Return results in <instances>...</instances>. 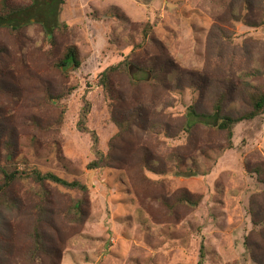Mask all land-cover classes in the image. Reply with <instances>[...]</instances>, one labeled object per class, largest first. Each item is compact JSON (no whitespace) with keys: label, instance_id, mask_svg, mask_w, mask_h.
Masks as SVG:
<instances>
[{"label":"rangeland","instance_id":"obj_1","mask_svg":"<svg viewBox=\"0 0 264 264\" xmlns=\"http://www.w3.org/2000/svg\"><path fill=\"white\" fill-rule=\"evenodd\" d=\"M53 10L41 20L60 26L51 41L40 23L17 33L0 28V183L2 169L23 176L36 169L88 191L82 197L46 184V203L31 179L13 182L9 193L20 207L1 223L0 264H32L26 253L39 206L51 213L42 230L60 255L37 264H264V114L234 127L231 149L223 132L183 128L191 106L210 111L224 96L223 113L234 117L264 92V0H63ZM68 46L81 65L65 75L53 65ZM124 59L166 69L159 86L132 88L114 76L122 98L114 104L100 74ZM135 109L128 132L115 137L113 120ZM143 149L165 174L141 168ZM100 154L112 161L88 170ZM182 191L197 205L160 204ZM81 198V224L59 216Z\"/></svg>","mask_w":264,"mask_h":264},{"label":"trees","instance_id":"obj_2","mask_svg":"<svg viewBox=\"0 0 264 264\" xmlns=\"http://www.w3.org/2000/svg\"><path fill=\"white\" fill-rule=\"evenodd\" d=\"M28 4L25 5H16L7 0H2L0 2V28L5 27L7 30L17 33L20 28L30 25L32 23H40V26L46 38L49 41L52 40L54 32L59 29L60 26H50L45 22L41 21L47 14L52 15L54 8H57V11L60 10V6L63 3V0H27ZM43 6L46 8L43 9ZM252 7V6H251ZM236 21V20H235ZM240 21V20H239ZM243 23L251 28L257 27L255 23L245 22ZM144 35L147 37V31L144 32ZM52 47V43L50 48ZM140 48L141 46H136ZM81 60L78 54V50L75 46H68L65 48L62 56L54 63L53 67L60 71L62 74H67L70 69L76 70L80 67ZM146 74L148 77L146 79H135L132 77L130 71L131 69ZM165 66H157L156 62L151 59L150 61L144 64H136L128 59H124L116 65L106 68L101 74L99 83L102 86L105 94L110 98L113 103L120 102L122 100L121 94L118 87L114 83V76H123L127 78L129 85L132 88H135L141 82L149 83L151 85L159 86L161 85V75L165 71ZM225 98L221 96L218 98L211 107L210 111H196L195 107H189L186 120L183 128L186 132H190L191 129L196 125H201L204 128L214 129L224 133L226 140V149H231L233 146V130L234 127L244 121H251L264 114V92H255L250 96V110L244 112L238 116L225 115L223 113V102ZM89 112V106L84 105L81 115L78 121V129L82 132L86 131V118ZM140 112V110H139ZM138 117L137 109L133 110L128 118L122 120H113L118 128V133L115 137H119L121 134L128 132L129 126L135 119ZM158 128H167L166 126H158L155 129V126H152L154 131H158ZM165 133H169L167 130ZM177 132L172 133L173 135H168L169 138H174ZM96 141V140H94ZM144 152L148 155V152L143 149ZM145 153L142 154L140 160V166L142 169L148 170L149 172L161 175L167 172V169L164 166H161L159 161L154 158L147 157ZM6 160H10L12 153H8ZM174 154L170 155V161L177 163L181 160L176 158ZM112 161L110 155H98L96 161L90 163L87 166L88 170H95L98 168H103L109 165ZM259 173V170H257ZM2 181L0 183V237H3L7 229L1 223L7 217V212L19 210V201L17 197L12 196L9 193V190L17 179L19 178H28L39 185L40 189L38 192H34L35 196L43 202H47L48 192L44 189L46 184L53 185L58 188L67 189L70 191L78 192L84 197L87 193V188L76 181H67L62 178L57 177L51 173L42 174L36 169L30 170L24 176L17 170L6 171L1 170ZM160 204L164 206L167 210L173 211V209L178 205L184 206H196L197 201L193 200L190 195L182 191L180 192L173 203H170L167 199H160ZM86 202L83 198L75 200L72 204L63 212H59V216L68 220L73 224H81L85 219L84 206ZM6 212V213H5ZM50 212L45 206H39L38 212L36 213L37 222H34L31 229V246L28 248L26 253V260L32 264L42 263V258L46 257L48 259H56L59 257L58 249L54 247L49 242L51 240L47 239L42 227L43 225H48L50 221ZM264 224V221L262 222ZM201 258H203L202 251L200 252Z\"/></svg>","mask_w":264,"mask_h":264}]
</instances>
